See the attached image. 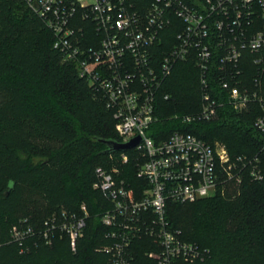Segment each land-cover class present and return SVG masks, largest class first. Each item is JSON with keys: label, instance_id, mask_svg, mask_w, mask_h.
<instances>
[{"label": "built area", "instance_id": "built-area-1", "mask_svg": "<svg viewBox=\"0 0 264 264\" xmlns=\"http://www.w3.org/2000/svg\"><path fill=\"white\" fill-rule=\"evenodd\" d=\"M56 37L63 61L77 67L116 120L122 142L140 137L134 152L138 182L118 167H98L94 188L111 202L102 216L110 264H138L136 242L149 241L148 264H191L207 251L186 240L167 219L170 202L211 198L241 184L264 180V153L232 156L221 141L207 143L193 133L150 135L158 121V99L179 61L200 73L201 101L186 122L213 120L228 101L237 112L260 109L256 129L264 135V0H22ZM166 48V49H165ZM168 99L169 95H165ZM161 136V135H160ZM124 163L130 155L122 152ZM60 214L37 231L15 225L12 237L39 235L52 244L58 233L78 249L89 218Z\"/></svg>", "mask_w": 264, "mask_h": 264}, {"label": "trees", "instance_id": "trees-1", "mask_svg": "<svg viewBox=\"0 0 264 264\" xmlns=\"http://www.w3.org/2000/svg\"><path fill=\"white\" fill-rule=\"evenodd\" d=\"M55 40L22 0H0V264H110L102 247L111 239L101 216L111 202L94 188L96 170L118 167L122 177L139 180L133 150L125 152L126 163L123 151L107 152L101 139L122 142L116 120L77 67L63 61ZM200 101L196 64L179 61L164 83L149 134L165 138L179 130L210 144L219 140L232 156L264 153V135L255 127L260 109L237 112L225 101L217 119L186 122ZM82 204L90 216L76 252L65 233L52 244L39 235L25 240L29 250L12 237L15 225L38 231L64 210L80 213ZM167 219L207 251L191 264H264V180L245 178L211 198L170 202ZM134 247L138 264H148L151 243Z\"/></svg>", "mask_w": 264, "mask_h": 264}, {"label": "water", "instance_id": "water-1", "mask_svg": "<svg viewBox=\"0 0 264 264\" xmlns=\"http://www.w3.org/2000/svg\"><path fill=\"white\" fill-rule=\"evenodd\" d=\"M101 141L108 146V153L114 152V151H123L126 152L132 148H134L140 141V137L133 138L132 140L128 142H119L116 140H108V139H101Z\"/></svg>", "mask_w": 264, "mask_h": 264}]
</instances>
